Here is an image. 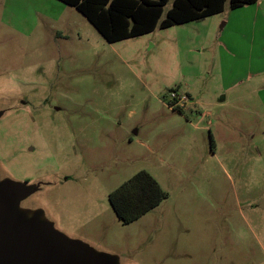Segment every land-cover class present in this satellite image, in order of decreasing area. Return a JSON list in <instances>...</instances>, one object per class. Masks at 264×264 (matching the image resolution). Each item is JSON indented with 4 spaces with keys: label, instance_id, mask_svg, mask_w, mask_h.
Returning <instances> with one entry per match:
<instances>
[{
    "label": "rangeland",
    "instance_id": "1",
    "mask_svg": "<svg viewBox=\"0 0 264 264\" xmlns=\"http://www.w3.org/2000/svg\"><path fill=\"white\" fill-rule=\"evenodd\" d=\"M141 171L168 198L123 224L109 195ZM4 180L115 264H264V0L113 44L57 0H0Z\"/></svg>",
    "mask_w": 264,
    "mask_h": 264
},
{
    "label": "trees",
    "instance_id": "2",
    "mask_svg": "<svg viewBox=\"0 0 264 264\" xmlns=\"http://www.w3.org/2000/svg\"><path fill=\"white\" fill-rule=\"evenodd\" d=\"M80 12L108 43H117L203 20L225 11L227 0H57ZM259 0H230L232 10L257 4ZM174 91V90H173ZM172 103L169 102V106ZM182 112L181 110H179ZM168 198L156 179L146 171L135 174L109 195L117 218L133 223Z\"/></svg>",
    "mask_w": 264,
    "mask_h": 264
},
{
    "label": "water",
    "instance_id": "3",
    "mask_svg": "<svg viewBox=\"0 0 264 264\" xmlns=\"http://www.w3.org/2000/svg\"><path fill=\"white\" fill-rule=\"evenodd\" d=\"M35 190L24 183L0 181V264H115L39 217L26 219L15 212Z\"/></svg>",
    "mask_w": 264,
    "mask_h": 264
},
{
    "label": "built area",
    "instance_id": "4",
    "mask_svg": "<svg viewBox=\"0 0 264 264\" xmlns=\"http://www.w3.org/2000/svg\"><path fill=\"white\" fill-rule=\"evenodd\" d=\"M188 100H189L188 94L180 93L177 90L171 91L169 102L172 103V105L170 106V108L171 109L173 108L178 111L179 110L183 111L186 109Z\"/></svg>",
    "mask_w": 264,
    "mask_h": 264
},
{
    "label": "crops",
    "instance_id": "5",
    "mask_svg": "<svg viewBox=\"0 0 264 264\" xmlns=\"http://www.w3.org/2000/svg\"><path fill=\"white\" fill-rule=\"evenodd\" d=\"M249 77H250V76H249ZM251 78H252V76H251ZM188 96H189V98L191 99V95H189V94H188ZM209 114H210V113L208 112V114H207V115H209ZM201 118H202V117H201Z\"/></svg>",
    "mask_w": 264,
    "mask_h": 264
}]
</instances>
